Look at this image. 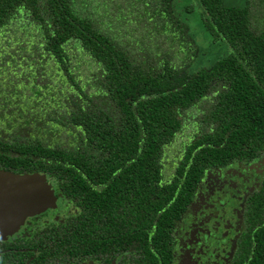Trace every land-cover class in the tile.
Instances as JSON below:
<instances>
[{"label":"trees","instance_id":"1","mask_svg":"<svg viewBox=\"0 0 264 264\" xmlns=\"http://www.w3.org/2000/svg\"><path fill=\"white\" fill-rule=\"evenodd\" d=\"M171 2L0 0V170L43 174L74 205L45 234L61 237L58 252L118 243L157 264L204 171L264 152V0L187 4L226 47L194 69ZM184 119L197 131L165 172ZM244 218L256 239L241 247L264 264V175Z\"/></svg>","mask_w":264,"mask_h":264},{"label":"flooded vegetation","instance_id":"2","mask_svg":"<svg viewBox=\"0 0 264 264\" xmlns=\"http://www.w3.org/2000/svg\"><path fill=\"white\" fill-rule=\"evenodd\" d=\"M263 175L264 152L250 162L233 161L205 170L173 222L170 237H163L165 248L153 251L157 264H258L251 263L254 249L241 245L252 247L256 239L244 218V202L259 188ZM50 184L54 204L25 216L14 231L0 236V264H136L135 247L118 243L114 250L58 252L55 241L61 237L45 235L47 229H61L58 224L76 208ZM71 244L68 241V247ZM258 257L263 264V256Z\"/></svg>","mask_w":264,"mask_h":264},{"label":"water","instance_id":"3","mask_svg":"<svg viewBox=\"0 0 264 264\" xmlns=\"http://www.w3.org/2000/svg\"><path fill=\"white\" fill-rule=\"evenodd\" d=\"M53 199L43 174L0 170V236L10 234L25 216L44 209Z\"/></svg>","mask_w":264,"mask_h":264},{"label":"rangeland","instance_id":"4","mask_svg":"<svg viewBox=\"0 0 264 264\" xmlns=\"http://www.w3.org/2000/svg\"><path fill=\"white\" fill-rule=\"evenodd\" d=\"M133 0H128V3L131 4ZM193 0H172L171 5L173 9L174 16L180 21L186 23L187 33L194 40L196 45V57L193 62L191 69L198 67H208L209 64L215 59L222 57L226 53V47L222 42H211L208 34L203 30L200 21L199 13L193 10L192 13L185 12V6L189 3H192ZM223 4L226 6H235L241 7L244 4V0H223ZM110 7V6H109ZM136 10V8L134 7ZM190 70V68H189ZM198 110L193 109L188 111V121H193L195 119L194 115ZM198 114V113H197ZM184 128L180 135L176 137L175 141L164 150L162 161L166 169L170 171V168H173L172 162L176 160L177 155L180 154L181 144L191 137L192 133L197 131L196 127L190 123H186V120H183Z\"/></svg>","mask_w":264,"mask_h":264}]
</instances>
